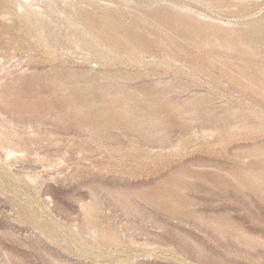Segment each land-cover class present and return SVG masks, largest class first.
I'll list each match as a JSON object with an SVG mask.
<instances>
[{"label":"rangeland","instance_id":"374dc122","mask_svg":"<svg viewBox=\"0 0 264 264\" xmlns=\"http://www.w3.org/2000/svg\"><path fill=\"white\" fill-rule=\"evenodd\" d=\"M28 2L0 0V264H264V0Z\"/></svg>","mask_w":264,"mask_h":264},{"label":"bare ground","instance_id":"6f19581e","mask_svg":"<svg viewBox=\"0 0 264 264\" xmlns=\"http://www.w3.org/2000/svg\"><path fill=\"white\" fill-rule=\"evenodd\" d=\"M1 1H2V0H1ZM3 1H4V0H3ZM7 1H8V0H7ZM18 1H19V0H18ZM77 1H78V0H77ZM210 1H212V2H216V1H218V0H216V1H214V0H210ZM9 2H10V1H9ZM11 2H12V1H11ZM29 2H30V0H29ZM29 2H28V3H29ZM4 3H5V2H4ZM12 3H13V2H12ZM70 3H71V2H70ZM79 3H80V1H79ZM88 3H90V2H88ZM208 3H210V2H208ZM220 3H222V1H220ZM9 4H11V3H9ZM17 4L19 5L20 3L17 2ZM77 4H78V3H77ZM94 4H95V3H94ZM96 4H97V3H96ZM212 4H213V3H212ZM215 4H217V3H215ZM215 4H214V5H215ZM7 5H8V4H7ZM13 5H14V4H13ZM13 5H12V6H13ZM24 5H25V4H24ZM26 5H27V4H26ZM75 5H76V4H75ZM98 5H99V3H98ZM217 5H218V4H217ZM222 5H223V4H221V6H222ZM76 6H77V5H76ZM96 6H97V5H96ZM224 6H225V4H224ZM241 6H242V5H241ZM0 7H2V6H0ZM7 7H8V6H7ZM70 7H71V6H70ZM72 7H73V6H72ZM84 7H85V6H84ZM249 7H250V6H249ZM249 7H248V8H249ZM4 8H6V6H5ZM10 8H11V5H10ZM14 8H15V7H14ZM22 8H23V7H22ZM73 8H74V7H73ZM117 8H118V7H117ZM157 8H158V7H157ZM250 8H251V7H250ZM8 9H9V8H8ZM12 9H13V8H12ZM74 9H75V8H74ZM80 9H81V8H80ZM82 9L84 10L85 8H82ZM122 9H123V8H122ZM161 9H162V7H161ZM0 10H1V9H0ZM9 10H10V9H9ZM13 10H14V9H13ZM25 10H27V9H25ZM101 10H102V9H101ZM119 10H120V8H119ZM156 10H157V9H156ZM156 10H155V11H156ZM170 10H171V9H170ZM240 10H241V9H240ZM28 11H29V10H28ZM86 11H88V10H86ZM86 11H85V12H86ZM92 11H94V10H92ZM108 11H109V10H108ZM152 11H153V10H152ZM164 11H167V12H168L169 10H166V9H165ZM172 11H175V9H172ZM177 11L179 12L180 10L177 9ZM247 11H248V10H247ZM0 12H1V11H0ZM5 12H6V11H5ZM96 12L98 13L97 9H96ZM112 12H114V11H112ZM119 12H120V11H118V13H119ZM121 12H122V11H121ZM123 12H124V11H123ZM158 12H159V11H158ZM161 12H162V11H161ZM14 13H15V11H14ZM28 13H29V12H28ZM90 13H91V12H90ZM100 13H101V12H100ZM105 13H106V11H105ZM105 13H104V14H105ZM109 13H111V12H109ZM179 13H181V11H180ZM240 13H241V12H240ZM245 13H246V12H245ZM17 14H18V13H17ZM93 14H94V13H93ZM154 14H155V13H154ZM157 14H159V13H157ZM163 14H164V13H163ZM168 14H169V13H168ZM170 14H171V12H170ZM173 14H174V12H173ZM181 14H184V13H181ZM15 15H16V14H15ZM24 15H25V14H24ZM28 15H29V14H28ZM28 15H27V19H29ZM98 15H100V14H98ZM108 15H109V14H108ZM111 15H113V14H110V16H111ZM115 15H117V14H115ZM190 15H191V14H190ZM17 16H18V15H17ZM25 16H26V15H25ZM95 16H96V15H95ZM102 16H103V15H102ZM104 16H105V15H104ZM153 16H154V15H153ZM161 16H162V14H161ZM164 16L167 17L168 15H164ZM18 17H19V16H18ZM21 17H22V15H21ZM97 17H98V16H97ZM97 17H96V18H97ZM114 17H115V16H114ZM119 17H120V16H119ZM177 17H178V15H177ZM179 17H180V16H179ZM23 18H24V17H23ZM122 18H123V17H122ZM150 18H151V17H150ZM167 18L169 19V17H167ZM189 18H191V17H189ZM27 19H26V20H27ZM92 19H93V17H92ZM92 19H91V20H92ZM113 19H114V18H113ZM115 19H116V18H115ZM123 19H124V18H123ZM151 19H152V18H151ZM176 19H177V18H176ZM179 19H180V18H179ZM181 19H184V17H182ZM185 19H186V17H185ZM191 19H193V18H191ZM194 19H195V18H194ZM105 20H106V18H105ZM157 20H158V18H157ZM106 21H108V19H107ZM114 21H117V22H118V19H116V20H114ZM114 21L112 22V24L114 23ZM154 21H155V20H154ZM175 21H176V20H175ZM175 21H174V22H175ZM177 21H178V20H177ZM179 21H180V20H179ZM190 21H191V20H190ZM190 21H189V23H187V22L185 21V22H186V25L189 26V27H190ZM192 21H193V20H192ZM194 21H195V20H194ZM198 21H199V20H198ZM108 22H111V20H109ZM120 22L122 23V21H120ZM164 22H165V21H164ZM182 22H183V21H182ZM185 22H184V23H185ZM200 22H201V19H200L199 23H200ZM208 22H209V21H208ZM208 22L206 23L205 28H207V29L210 28L209 30L214 29V31H217V32H218V29H220V28L217 27V25L214 26L213 24H210V22H209V23H208ZM2 23H3V22H2ZM102 23H103V21H102ZM184 23H183V24H184ZM201 23H202V22H201ZM88 24H89V23H88ZM92 24H93V23H92ZM109 24H110V23H109ZM109 24H108V25H109ZM122 24H123V23H122ZM130 24H131V23H130ZM175 24H176V22H175ZM177 24H178V23H177ZM177 24H176V25H177ZM257 24H258V23H257ZM257 24H256V25H257ZM98 25H99V24H98ZM103 25H104V24H103ZM114 25H117V24L115 23V24H113V26H114ZM124 25H125V24H124ZM176 25H175V26H176ZM178 25H179V24H178ZM191 25H192V24H191ZM256 25H255V26H256ZM100 26H101V25H100ZM109 26H110V25H109ZM118 26H119V23H118ZM118 26H117V27H118ZM120 26H121V25H120ZM127 26H128V25H127ZM165 26H166V25H165ZM184 26H185V25H184ZM200 26H201V25H200ZM218 26H219V25H218ZM262 26H263V25H262ZM5 27H6V26H5ZM115 27H116V26H115ZM129 27H131V26H129ZM154 27H155V26H154ZM167 27H168V26H167ZM220 27L222 28V26H220ZM259 27H260V26H259ZM263 27H264V26H263ZM263 27H262V28H263ZM12 28H13V27H12ZM92 28H93V27H92ZM105 28H106V27H105ZM112 28L114 29V27H112V25H111V29H112ZM173 28H174V27H173ZM181 28H182V27H181ZM181 28H180V29H181ZM183 28H185V27H183ZM197 28H198V26H197ZM200 28H201V27H200ZM200 28H199L198 30H200ZM262 28H261V30H262ZM3 29H4V28H3ZM120 29H121V28H120ZM175 29H176V28H175ZM190 29H191V28H190ZM193 29H194V27H193ZM195 29H196V28H195ZM195 29H194V30H195ZM222 29H223V28H222ZM118 30H119V27H118ZM136 30H137V29H136ZM176 30H178V29H176ZM204 30H206V29H204ZM204 30H202V31L204 32ZM232 30H234V29L232 28ZM235 30H236V29H235ZM256 30H257V29H256ZM256 30H255V31H256ZM258 30L260 31V29H258ZM263 30H264V29H263ZM95 31H96V30H95ZM114 31H115V30H114ZM122 31H123V30H122ZM153 31H154V30H153ZM172 31H173V30H172ZM178 31H179V30H178ZM196 31H197V30H196ZM212 31H213V30H212ZM212 31H211V32H212ZM227 31H228V30H227ZM259 31H256V34H257ZM3 32H4V31H3ZM3 32H2V33H3ZM124 32H125V31H124ZM127 32H128V31H127ZM129 32H130V30H129ZM169 32H171V31H169ZM175 32H176V31H175ZM197 32H198V31H197ZM223 32H225V31H223ZM228 32H229V31H228ZM263 32H264V31H263ZM5 33H6V32H5ZM94 33H95V32H94ZM110 33H111V32H110ZM148 33H149V32H148ZM191 33H192V31H191ZM191 33H190V34H191ZM193 33H194V31H193ZM204 33H205V32H204ZM213 33H215V32H213ZM219 33H220V31H219ZM225 33H227V32H225ZM232 33H233V32H232ZM7 34H8V33H7ZM130 34H131V33H130ZM133 34H134V32H133ZM138 34H139V33H138ZM138 34H137V36H139ZM146 34H147V33H146ZM149 34H150V33H149ZM168 34H169V33H168ZM190 34H189L190 38L193 37V36H191ZM199 34H200V33H199ZM207 34H208V33H207ZM216 34H217V33H216ZM220 34H221V33H220ZM222 34H223V33H222ZM234 34L236 35V33H234ZM259 34H260V33H259ZM259 34H258V36H259ZM0 35H1V34H0ZM4 35L6 36V34H4ZM119 35H120V34H119ZM126 35H127V34H126ZM134 35H136V34H134ZM134 35H133V36H134ZM152 35H153V34H151V36H152ZM179 35H180V34H179ZM200 35H201V34H200ZM202 35H204V34H202ZM210 35H211V34H210ZM237 35H239V34H237ZM260 35H261V34H260ZM263 35H264V34H263ZM95 36H96V34H95ZM149 36H150V35H149ZM151 36H150V37H151ZM153 36H154V35H153ZM170 36H171V35H170ZM176 36H177V35H176ZM182 36H183V35H182ZM225 36H226V35H225ZM231 36H232V35H231ZM96 37H97V36H96ZM98 37H99V36H98ZM114 37H115V36H114ZM194 37H195V36H194ZM194 37H193V39H194ZM198 37H199V35H198ZM204 37L207 38V36H203V38H204ZM246 37H248V36H246ZM100 38H101V37H100ZM135 38H136V37H135ZM140 38H142V36H141ZM161 38H162V37H160V39H161ZM177 38H178V37H177ZM179 38H180V37H179ZM196 38H197V35H196ZM196 38H195V39H196ZM229 38H230V37H229ZM233 38H234V37H232V39H233ZM259 38H260V37H259ZM261 38H262V37H261ZM7 39H8V38H6V40H7ZM101 39H102V38H101ZM123 39H124V38H123ZM128 39H129V38H128ZM152 39H153V38H152ZM158 39H159V38H158ZM184 39H185V38H184ZM213 39H214V38H213ZM263 39H264V38H263ZM102 40H103V39H102ZM102 40H101V41H102ZM120 40H122V39H120ZM134 40H135V39H134ZM162 40H164V39H162ZM174 40H175V39H173V41H174ZM182 40H183V39H182ZM209 40H210V39H209ZM225 40H226V39H225ZM233 40H234V39H233ZM233 40H232V41H233ZM243 40H244V38H243ZM8 41H9V40H8ZM96 41H97V40H96ZM130 41H131V38H130ZM143 41H145V40H143ZM150 41H151V40H150ZM190 41H191V40H190ZM194 41H195V40H194ZM206 41H207V39H206ZM216 41H217V40H216ZM234 41H235V40H234ZM236 41H237V39H236ZM11 42H12V41H11ZM13 42H14V41H13ZM124 42H126V41H124ZM134 42H135V41H134ZM166 42H167V41H166ZM184 42H186V41H184ZM201 42H202V41H201ZM222 42H223V41H222ZM222 42H221V43H222ZM226 42H227V40H226ZM241 42H242V41H241ZM246 42H247V41H246ZM6 43H7V42H6ZM8 43H9V42H8ZM97 43H98V42H97ZM141 43H143V42H141ZM145 43H146V42H145ZM196 43H197V42H196ZM214 43H215V42H214ZM227 43H228V42H227ZM236 43H237V42H234V44H236ZM238 43H239V42H238ZM105 44H106V43H105ZM152 44H153V43H152ZM169 44H170V43H169ZM187 44H188V43H187ZM205 44H206V43H205ZM219 44H220V43H219ZM222 44H224V43H222ZM229 44H230V43H229ZM239 44H240V43H239ZM241 44H242V43H241ZM107 45H108V44H107ZM125 45H126V44H125ZM137 45H138V44H137ZM141 45H142V44H141ZM153 45H154V44H153ZM155 45H156V44H155ZM164 45H165V44H164ZM170 45H171V44H170ZM189 45H191V44H189ZM202 45H203V43H202ZM209 45H210V44H209ZM231 45H232V44H231ZM6 46H7V44H6ZM10 46H11V45H10ZM110 46H111V45H110ZM110 46H109V47H110ZM130 46H131V45H130ZM145 46H146V44H145ZM149 46H150V45H149ZM178 46H179V45H178ZM182 46H183V45H182ZM182 46H181V47H182ZM228 46H230V45H228ZM240 46H241V45H240ZM253 46H254V45H253ZM128 47H129V46H128ZM140 47H141V46H140ZM167 47H169V46H167ZM170 47H171V46H170ZM181 47H180V48H181ZM203 47H204V46H203ZM203 47H202V48H203ZM218 47H219V46H218ZM233 47H234V46H233ZM243 47H246V45H243ZM9 48H10V47H9ZM111 48H112V47H111ZM186 48H187V47H186ZM193 48H195V47H193ZM221 48H222V47H221ZM231 48H232V46H231ZM240 48H241V47H240ZM4 49L6 50V48H4ZM11 49H13V48H11ZM112 49H113V48H112ZM134 49H135V48H134ZM150 49H151V48H150ZM153 49H154V48H153ZM188 49H189V48H188ZM206 49H207V48H206ZM238 49H239V48H238ZM252 49H253V48H252ZM8 50H9V49H8ZM107 50H108V49H107ZM167 50H168V49H167ZM173 50H174V48H173ZM181 50H182V49H181ZM212 50H213V47H212ZM243 50H244V49H241L240 51L245 53V51H243ZM253 50H254V49H253ZM253 50H252V51H253ZM255 50H256V49H255ZM255 50H254V53H253V54H255ZM129 51H130V50H129ZM175 51H176V50H175ZM182 51H183V50H182ZM184 51H185V50H184ZM187 51H188V50H187ZM236 51H237V50H236ZM4 52H5V51H4ZM111 52H112V51H111ZM132 52H134V51H132ZM138 52H139V51H138ZM157 52H158V51H157ZM176 52H177V51H176ZM256 52H257V51H256ZM113 53H114V52H113ZM128 53H130V52H128ZM150 53H151V51H150ZM177 53H178V52H177ZM188 53H189V51H188ZM210 53H211V52H210ZM118 54H119V52H118ZM123 54H124V53H123ZM130 54H131V53H130ZM135 54H136V53H135ZM153 54H154V52H153ZM158 54H159V53H158ZM220 54H222V53H220ZM220 54H219V55H220ZM248 54H249V53H248ZM261 54H262V53H261ZM261 54H260V55H261ZM178 55H179V53H178ZM186 55H187V53H186ZM245 55H246V54H245ZM255 55H256V54H255ZM129 56H130V55H129ZM133 56H134V55H133ZM199 56H200V55H199ZM258 56H259V55H258ZM261 56H262V55H261ZM135 57H136V56H135ZM208 58H209V57H208ZM211 58H212V57H211ZM216 58H217V57H216ZM129 59H130V58H129ZM136 59H137V58H136ZM136 59H135V60H136ZM131 60H132V58H131ZM137 60H138V59H137ZM211 61H212V60H211ZM211 61H210V62H211ZM224 62H225V61H224ZM227 62H228V61H227ZM241 63H242V62H241ZM247 63H248V62H247ZM247 63H246V65H247ZM221 64H222V63H221ZM248 64H249V63H248ZM246 65H244V66H246ZM249 66H250V65H249ZM201 67H202V66H201ZM204 68H205V67H204ZM204 68H203V69H204ZM252 68H253V67H252ZM252 68H251V70H252ZM247 69H248V67H247ZM208 70H210V69H208ZM203 71H204V70H203ZM230 71H231V70H230ZM245 71H246V70H245ZM249 71H250V70H249ZM211 72H212V71H211ZM240 72H241V71H240ZM254 72H255V71H254ZM236 74H237V73H236ZM242 74H243V73H242ZM252 75H253V74H252ZM260 75H261V74H260ZM214 76H215V75H214ZM249 76H250V75H249ZM257 76H258V75H257ZM261 76H262V75H261ZM263 76H264V75H263ZM232 77H233V76H232ZM258 77H259V76H258ZM213 78H214V77H213ZM242 78H243V77H242ZM245 78H246V77H245ZM215 80H216V79H215ZM245 80H246V79H245ZM251 80H253V79H251ZM257 80H258V79H257ZM159 81H161V80H159ZM159 81H158V82H159ZM242 81H243V80H242ZM247 82H248V81H247ZM253 82H254V81H253ZM155 83H156V82H155ZM233 83H234V82H233ZM241 83H243V82H241ZM244 83H245V81H244ZM244 83H243V84H244ZM248 83H249V82H248ZM254 83H255V82H254ZM158 84H160V83H158ZM243 84H242V85H243ZM245 84H246V83H245ZM251 84H252V83H251ZM155 85H156V84H155ZM260 85H261V84H260ZM263 85H264V84H263ZM245 86H246V85H245ZM245 86H244V87H245ZM156 87H158V86H156ZM248 87H249V86H248ZM258 88H259V86H258ZM161 89H162V88H160V90H161ZM166 89H167V88H166ZM166 89H165V90H166ZM165 90H164V91H165ZM167 90H168V89H167ZM255 90L257 91V89H255ZM105 91H106V90H105ZM162 91H163V90H162ZM164 91H163V93H164ZM260 92H261V91H260ZM105 93H106V92H105ZM163 93H162V94H163ZM165 93H166V91H165ZM121 94H122V93H121ZM166 94H167V93H166ZM166 94H165V95H166ZM262 94H263V93H262ZM107 95H108V94H107ZM107 95H106V96H107ZM263 95H264V94H263ZM79 96H80V95H79ZM162 96H164V95H162ZM14 97H15V96H14ZM261 97H262V96H261ZM74 98H75V97H74ZM77 99H78V98H77ZM80 100H81V99H80ZM67 101H68V100H67ZM261 101H262V100H261ZM258 102H259V101H258ZM263 104H264V103H263ZM108 105H109V104H108ZM258 105H259V104H258ZM259 106H260V105H259ZM105 108H106V107H105ZM246 109H247V108H246ZM250 109H251V108H250ZM252 109H254V108H252ZM123 110H124V108H123ZM126 110H127V109H126ZM224 110H225V109H224ZM97 111H98V110H97ZM97 111H95V113H97ZM99 111H100V110H99ZM119 111H120V110H119ZM230 111H231V110H229V113H230ZM120 112H123V111H120ZM226 112H227V111H226ZM226 112H224L225 115H226ZM237 112H238V111H237ZM91 113H92V112H91ZM100 113H101V112H100ZM121 114H122V113H121ZM127 114H128V113H127ZM75 115H76V114H75ZM87 115H88V114H87ZM93 115H94V117L96 116L95 114H93ZM104 115H105V113H104ZM106 115H107V114H106ZM124 115H125V113H124ZM218 115L220 116V114H218ZM229 115H230V114H229ZM91 116H92V115H91ZM97 116H98V114H97ZM97 116H96V118H98ZM219 116H218V118H219ZM233 116H234V115H233ZM100 117H101V116H100ZM118 117H119V116H118ZM120 117H121V115H120ZM123 117H124V116H123ZM227 117L229 118V116H227ZM76 118H77V117H76ZM87 118H88V117H87ZM106 118H107V117H106ZM114 118H115V116H114ZM124 118H126V117H124ZM232 118H233V117H232ZM91 119H92V118H91ZM102 119H103V115H102ZM109 119H110V118H109ZM109 119H107V120L109 121ZM122 119H123V118H122ZM128 119H129V118H128ZM135 119H136V118H135ZM216 119H217V117H216ZM219 119H220V118H219ZM82 120H83V119H82ZM94 120H95V118H94L92 121L94 122ZM104 120H105V119H104ZM124 120H127V119H124ZM228 120H229V119H228ZM75 121H76V120H75ZM83 121H84V120H83ZM86 121H87V120H86ZM86 121H85V122H86ZM89 121H91V120H89ZM100 121H101V120H100ZM111 121H112V120H111ZM113 121H114V119H113ZM120 121H121V120H120ZM128 121H129V120H128ZM157 121H159V120H157ZM93 122H91V123H93ZM97 122H98V121H97ZM103 122H104V121H103ZM118 122H119V121H118ZM154 122H155V121H154ZM161 122H162V121H161ZM216 122H217V120H216ZM218 122H219V121H218ZM259 122H260V121H259ZM77 123H78V122H77ZM86 123H87V122H86ZM127 123H128V122H127ZM159 123H160V122H159ZM244 123H245V122H244ZM257 123H258V122H257ZM89 124H90V123H89ZM94 124H96V121L94 122ZM101 124H102V123H101ZM101 124H100V125H101ZM107 124H108V123H107ZM115 124H116V122H115ZM156 124H157V123H156ZM227 124H228V123H227ZM232 124H233V123H232ZM133 125H134V124H133ZM133 125H132V126H133ZM138 125H139V124H138ZM164 125H165V124H164ZM253 125H254V124H253ZM259 125H260V124H259ZM97 126H98V125H97ZM108 126H110V125H108ZM129 126H130V125H129ZM132 126H131V128H132ZM157 126H158V125H157ZM161 126H163V125H161ZM227 126H228V125H227ZM230 126H231V125H230ZM244 126H245V125H244ZM260 126H261V125H260ZM105 127H106V126H105ZM126 127H128V126H126ZM134 127H135V126H134ZM136 127H137V126H136ZM158 127H159V126H158ZM225 127H226V126H225ZM246 127H247V126H246ZM93 128H94V127H93ZM155 128H156V126H155ZM230 128H231V127H230ZM238 128H239V127H238ZM255 128L257 129L256 126H255ZM1 129H2V128H0V131H1ZM225 129H226V128H225ZM5 130H6V129H5ZM217 130H218V128H217ZM220 132H221V131H220ZM1 133H2V132H1ZM230 134H231V133H230ZM13 135H14V134H13ZM232 135H233V134H232ZM18 136H19V135H18ZM17 138H18V137H17ZM20 141H21V140H20ZM27 141H28V139H27L26 141H24V142H27ZM22 142H23V140H22ZM257 142H258V141H257ZM259 143H260V142H259ZM19 144H20V143H19ZM261 144H262V143H261ZM261 144H260V145H261ZM252 145H253V144H252ZM257 146H258V145H257ZM262 146H263V145H262ZM5 148H6V147H5ZM253 148H254V147H253ZM255 148H256V147H255ZM258 148H259V147H258ZM262 149H263V148H262ZM20 151H21V150H20ZM257 151H258V150H257ZM3 152H4L3 155H4L5 157L2 156V158L4 157L5 160H6V159H9V158L11 159V156H12V154L14 153V152H13V149H7L6 152H5V151H3ZM258 155H259V154H258ZM15 157H16V155H15ZM0 158H1V157H0ZM2 158H1V159H2ZM12 158H13V156H12ZM200 160H201V159H200ZM200 160H198V161L200 162ZM259 161H260V160H259ZM194 162H195V161H194ZM196 162H197V161H196ZM6 163H7V162H6ZM192 163H193V161H192ZM192 163H191V164H192ZM197 163H198V162H197ZM260 163L262 164L263 161L260 162ZM0 164H1V163H0ZM185 164H186V163H185ZM188 164H190V163H188ZM263 164H264V163H263ZM193 165H194V164H193ZM188 166H189V165H188ZM255 166H256V165H255ZM258 166H259V165H258ZM2 167H3V166H2ZM185 167H187V166H185ZM182 168H183V167H182ZM184 169L186 170V168H184ZM250 169L252 170V168H250ZM250 169H249V172L251 171ZM255 169H256V168H254L253 170H255ZM261 169H262V168H261ZM4 170H5V169H4ZM174 171H175V170H174ZM180 171H181V170H180ZM180 171H179V172H180ZM246 171H248V169H247ZM257 171H258V170H257ZM257 171L255 172L256 174H257ZM263 171H264V170H263ZM175 172H176V171H175ZM179 172H178V173H179ZM8 173H9V172H8ZM171 173H172V172H171ZM171 173H170V174H171ZM180 173H181V172H180ZM197 173H198V172H197ZM197 173H196V174H197ZM200 173H201V172H200ZM250 173H251V172H250ZM176 174H177V173H176ZM239 174H240V173H239ZM252 174H253V173H252ZM16 175H17V174H16ZM180 175H181V174H180ZM183 175H184V174H183ZM201 175H202V174H201ZM203 175H204V174H203ZM258 175H259V174H258ZM261 175H262V171H261ZM14 176H15V175H14ZM20 176H21V175H20ZM241 176H242V175H241ZM253 176H254V175H253ZM256 176H257V175H256ZM256 176H255V177H256ZM16 177H17V176H16ZM33 177H34V176L32 175V177H31L32 180L34 179ZM170 177H171V176H170ZM184 177H185V176H184ZM200 177H201V176H200ZM204 177H205V176H204ZM204 177H203V178H204ZM255 177H254V178H255ZM260 177H261V176H260ZM22 178H23V177H22ZM238 178H239V177H238ZM246 178H247V177H246ZM254 178H252V179H254ZM256 178L258 179V177H256ZM262 178H263V177H262ZM262 178H261V180H262ZM167 179H168V177H167ZM180 179H181V178H180ZM242 179H243V177L241 178V180H242ZM252 179H251V180H252ZM35 180H36V178L34 179V181H35ZM178 180H179V179H178ZM181 180H182V179H181ZM202 180H203V179H202ZM241 180H240V182H241ZM259 180H260V179H259ZM242 181H243V180H242ZM245 181H246V180H245ZM249 181H250V180L248 179V182H249ZM252 181H253V180H252ZM252 181H250V182H252ZM254 181H255V179H254ZM164 182H165V181H164ZM250 182H249V183H250ZM256 182H257V180H256ZM259 182H260V181H259ZM261 182H262V181H261ZM252 183L254 184V182H252ZM263 183H264V182H263ZM246 184H248V183L246 182ZM246 184H245V185H246ZM253 184H252V186H253ZM256 184H257V183H256ZM260 184L262 185V183H259L258 185H260ZM169 186H170V185H169ZM246 186H247V185H246ZM249 186H250V185H249ZM250 187H251V186H250ZM254 187L256 188L255 184H254ZM261 187H262V186H261ZM261 187H260V188H261ZM257 188H258V187H257ZM262 188H263V187H262ZM168 189H169V188H168ZM112 190H113V189H112ZM177 191H178V190H177ZM120 192H121V191H120ZM180 192H181V190H180ZM141 194H142V193H141ZM169 194H170V193H169ZM147 195H148V194H147ZM171 195H173V194H170V196H171ZM153 196H154V195H153ZM153 196H152V197H153ZM170 196H169V197H170ZM173 196H174V195H173ZM115 197H116V196H115ZM149 197H150V196H149ZM175 197H176V196H175ZM150 198H151V197H150ZM116 199H117V198H116ZM155 199H156V198H155ZM159 199H160V198H159ZM170 199H172V201H173V198L170 197ZM175 199H177V198H175ZM157 201H158V200H157ZM168 201H169V200H168ZM172 201H171V202H172ZM119 202H120V201H119ZM153 202H154V201H153ZM159 202H160V201H159ZM169 203H170V202H169ZM176 203H177V202H176ZM173 205H174V204H173ZM162 207H163V206H162ZM172 207H173V206H172ZM127 208H128V207H127ZM160 208H161V207H160ZM163 208H164V207H163ZM171 209H172V208H171ZM181 209H182V208H181ZM126 210H127V209H126ZM40 215H41V214H40ZM35 216H36V215H35ZM33 218H34V216H33ZM43 218H44V217H42V219H43ZM37 219H40V218H37ZM42 219H41V220H42ZM43 220H44V219H43ZM53 222H54V221H53ZM37 223H38V222H37ZM40 223H41V222H40ZM42 223H43V222H42ZM44 223H45V222H44ZM47 223H49V222H47ZM54 224H55V223H54ZM211 224H212V223H211ZM47 226H48V225H47ZM57 226H58V225H57ZM45 227H46V226H45ZM48 227H49V226H48ZM49 228H50V227H49ZM55 228H56V227H55ZM59 229H60V228H59ZM57 232H58V231H57ZM50 233H51V232H50ZM50 233H49V234H50ZM52 233H53V232H52ZM132 242H133V241H132ZM129 247H130V246H129Z\"/></svg>","mask_w":264,"mask_h":264}]
</instances>
